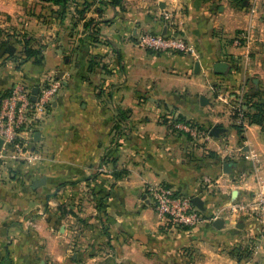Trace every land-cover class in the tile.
I'll list each match as a JSON object with an SVG mask.
<instances>
[{
    "label": "crops",
    "instance_id": "obj_1",
    "mask_svg": "<svg viewBox=\"0 0 264 264\" xmlns=\"http://www.w3.org/2000/svg\"><path fill=\"white\" fill-rule=\"evenodd\" d=\"M242 4L0 0V98L18 83L38 93L61 83L31 160L0 159V264H264L262 225L230 213L264 181V114L250 122L251 105L264 106V0ZM172 28L195 55L136 46ZM247 30L249 47L235 44ZM25 41L38 61L25 59ZM158 184L198 197L205 221L164 229L147 191Z\"/></svg>",
    "mask_w": 264,
    "mask_h": 264
},
{
    "label": "built area",
    "instance_id": "obj_2",
    "mask_svg": "<svg viewBox=\"0 0 264 264\" xmlns=\"http://www.w3.org/2000/svg\"><path fill=\"white\" fill-rule=\"evenodd\" d=\"M165 18L169 19L167 16ZM178 32L172 28L164 34H141L136 40V46L156 54L195 55L193 46L179 36ZM250 41L251 33L247 30L238 33L234 42L237 45L244 43L248 48ZM60 86L61 83L57 79H48L36 95L35 101H32V89L18 83L0 98V139L2 140L0 159L9 158L28 162L31 160L29 143L33 139L34 128L50 107ZM231 111L235 118H243L241 99L235 100ZM174 127L180 130L185 128L189 133L195 134L190 125L185 127L180 123ZM257 184L259 187L252 204L233 203L230 205V213L255 218L264 230V181L258 178ZM147 191L154 212L164 229L190 230L205 221L202 212L192 206L190 198L174 192L168 186L153 185L148 187Z\"/></svg>",
    "mask_w": 264,
    "mask_h": 264
},
{
    "label": "water",
    "instance_id": "obj_3",
    "mask_svg": "<svg viewBox=\"0 0 264 264\" xmlns=\"http://www.w3.org/2000/svg\"><path fill=\"white\" fill-rule=\"evenodd\" d=\"M46 1V0H43ZM164 34V33H163ZM195 67H198V63L195 65ZM228 69V65L226 63L223 62H217L212 66V70L213 73L215 75H225ZM197 72V71H196ZM38 94V89H32V101H35L36 95ZM200 104L202 106H204L206 104V100L204 97H200ZM219 132H221V129L213 127L210 129L209 134L211 136H216ZM38 136V134L36 135V137ZM36 137H34V139L36 140ZM2 146V140L0 139V149ZM233 164L232 163H224L222 166V170L224 173L229 174L230 173V169L232 168ZM190 202L192 204V206H194L196 209H198L200 212H204L205 208H204V203L198 198V197H192L190 199ZM213 225L215 227L221 228L222 225H220V221L216 220L214 221ZM219 225V226H218Z\"/></svg>",
    "mask_w": 264,
    "mask_h": 264
},
{
    "label": "trees",
    "instance_id": "obj_4",
    "mask_svg": "<svg viewBox=\"0 0 264 264\" xmlns=\"http://www.w3.org/2000/svg\"><path fill=\"white\" fill-rule=\"evenodd\" d=\"M243 1L244 0H237V3L242 4ZM45 2L52 3L53 5L54 4L55 5H60V6H63L64 7L66 5L67 0H46ZM0 37H1V30H0ZM2 46L6 48V50H7L6 52H8V53L11 52V49L8 46L7 42H2ZM23 54H24L26 60H28L30 58H35L38 61L39 58H40V51L29 48L28 47V41H25L24 42V51H23ZM251 107L256 110V113H254L251 116L250 122L252 124H260L262 122V118H263V114H264V106L262 104H259V103L258 104L257 103H254L253 105H251ZM180 120L177 119L176 121L177 122H183L182 120L181 121Z\"/></svg>",
    "mask_w": 264,
    "mask_h": 264
},
{
    "label": "rangeland",
    "instance_id": "obj_5",
    "mask_svg": "<svg viewBox=\"0 0 264 264\" xmlns=\"http://www.w3.org/2000/svg\"><path fill=\"white\" fill-rule=\"evenodd\" d=\"M172 121V119H170ZM174 121V120H173ZM176 123V124H175ZM175 126H177L178 124H180L179 122H174Z\"/></svg>",
    "mask_w": 264,
    "mask_h": 264
}]
</instances>
